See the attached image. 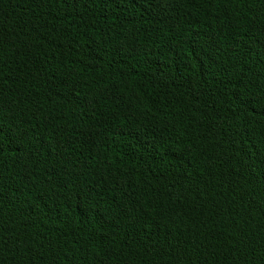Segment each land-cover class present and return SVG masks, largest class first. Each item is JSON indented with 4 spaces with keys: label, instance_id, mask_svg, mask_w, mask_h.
Masks as SVG:
<instances>
[{
    "label": "trees",
    "instance_id": "obj_1",
    "mask_svg": "<svg viewBox=\"0 0 264 264\" xmlns=\"http://www.w3.org/2000/svg\"><path fill=\"white\" fill-rule=\"evenodd\" d=\"M0 264H264V0H0Z\"/></svg>",
    "mask_w": 264,
    "mask_h": 264
}]
</instances>
